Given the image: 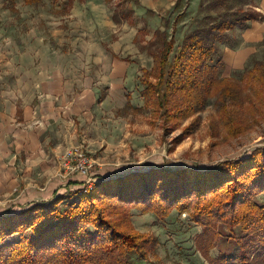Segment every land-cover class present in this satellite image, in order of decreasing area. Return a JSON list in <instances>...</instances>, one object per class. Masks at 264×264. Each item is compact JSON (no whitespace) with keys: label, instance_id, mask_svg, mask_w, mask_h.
I'll return each instance as SVG.
<instances>
[{"label":"rangeland","instance_id":"obj_1","mask_svg":"<svg viewBox=\"0 0 264 264\" xmlns=\"http://www.w3.org/2000/svg\"><path fill=\"white\" fill-rule=\"evenodd\" d=\"M210 1L183 0L173 12L177 0H75L68 11L61 0L32 4L0 0V46L9 41V36L26 35L28 48L40 50L46 143L45 154L29 160L21 157L20 185L0 188V213L51 199L56 192H64L71 179H87L86 175L67 173L63 156L68 149L94 159L91 173L95 180L101 175L151 168L214 169L264 146V111L249 113L248 128L234 135L218 118L216 96L199 113L194 132L179 144L175 141L191 120L174 131H165L162 122L143 109L142 68L153 66L148 43L154 31L164 25L163 17L171 18L172 26L177 13L185 11L177 25L178 43L209 15L226 7L251 5L261 10V0H218L215 8L209 7ZM129 9L134 12V22L123 18V11ZM115 12L121 19L116 20ZM242 31L239 27L228 31L234 45L220 44L223 58L225 52L235 53L242 46ZM259 59L264 61V39L243 68H224L223 77L241 81L245 69ZM128 97L130 108L126 106ZM53 185L55 192L49 194L48 188ZM131 214L135 229L158 240L147 261L133 253L131 264H218L220 257L241 254L225 225L216 227L218 235H209L188 212L180 214L175 208L165 218L136 205L131 207ZM236 233L241 235L240 230Z\"/></svg>","mask_w":264,"mask_h":264},{"label":"trees","instance_id":"obj_2","mask_svg":"<svg viewBox=\"0 0 264 264\" xmlns=\"http://www.w3.org/2000/svg\"><path fill=\"white\" fill-rule=\"evenodd\" d=\"M61 1L65 11L75 2ZM182 1L177 0L173 12ZM216 2L210 1L209 7L215 8ZM123 13L124 19L134 22L132 9ZM184 16L185 11H179L172 26L171 18L163 17L164 25L148 43L154 62L151 68H142L143 109L159 119L165 131L191 120L176 139L179 144L194 132L199 113L216 96L220 122L228 133L240 134L250 124L249 113L264 111V61L248 66L241 81L223 77L226 63L220 44L234 45L228 31L246 29L264 14L251 5L226 7L177 43V25ZM115 17L121 19L117 12ZM126 106L132 107L130 97ZM134 205L160 218L174 208L180 214L188 212L209 235H218L216 227L225 225L241 254L220 257L218 264H264V146L214 169L151 168L101 175L91 187L71 179L64 192L51 199L0 213V264H131L133 253L147 261L158 240L134 228ZM10 237L16 238L6 242Z\"/></svg>","mask_w":264,"mask_h":264},{"label":"crops","instance_id":"obj_3","mask_svg":"<svg viewBox=\"0 0 264 264\" xmlns=\"http://www.w3.org/2000/svg\"><path fill=\"white\" fill-rule=\"evenodd\" d=\"M260 7L259 11L264 14V0H261ZM249 25L242 31V46L235 50V53L232 52L233 54L225 52L226 69L243 68L250 56L256 52L258 42L264 39V18L252 21ZM9 37V41L0 46L2 190L10 184L20 185L18 170L21 157L29 160L34 159L36 154L46 153L40 50L28 48L26 35ZM75 181L85 183L86 179L82 181L81 178H77ZM53 186L48 188L49 194L55 192L56 186Z\"/></svg>","mask_w":264,"mask_h":264},{"label":"built area","instance_id":"obj_4","mask_svg":"<svg viewBox=\"0 0 264 264\" xmlns=\"http://www.w3.org/2000/svg\"><path fill=\"white\" fill-rule=\"evenodd\" d=\"M63 164L68 171L67 173H76L86 175L87 179L85 185L91 187L94 182L92 170L96 164L93 158L89 157L86 153L78 152L73 149H68L63 156Z\"/></svg>","mask_w":264,"mask_h":264}]
</instances>
